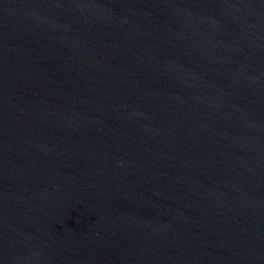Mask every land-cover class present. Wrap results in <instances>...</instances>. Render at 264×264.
<instances>
[{"label":"water","instance_id":"1","mask_svg":"<svg viewBox=\"0 0 264 264\" xmlns=\"http://www.w3.org/2000/svg\"><path fill=\"white\" fill-rule=\"evenodd\" d=\"M0 264H264V0H0Z\"/></svg>","mask_w":264,"mask_h":264}]
</instances>
